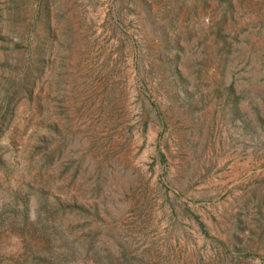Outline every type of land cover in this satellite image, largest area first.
<instances>
[{
    "label": "rangeland",
    "instance_id": "1",
    "mask_svg": "<svg viewBox=\"0 0 264 264\" xmlns=\"http://www.w3.org/2000/svg\"><path fill=\"white\" fill-rule=\"evenodd\" d=\"M0 264H264V0H0Z\"/></svg>",
    "mask_w": 264,
    "mask_h": 264
}]
</instances>
